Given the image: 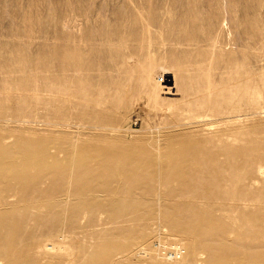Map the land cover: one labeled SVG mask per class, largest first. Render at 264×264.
Here are the masks:
<instances>
[{
	"label": "rangeland",
	"instance_id": "1",
	"mask_svg": "<svg viewBox=\"0 0 264 264\" xmlns=\"http://www.w3.org/2000/svg\"><path fill=\"white\" fill-rule=\"evenodd\" d=\"M189 140L218 156L173 160ZM41 142L101 160L59 159L42 188L69 185L71 200L0 235V263L12 241L38 264H163L154 244L184 238L183 202L233 173L232 153L257 156L238 173L264 190V0H0V148L18 156ZM175 192L179 203L150 200ZM204 248L197 264H215Z\"/></svg>",
	"mask_w": 264,
	"mask_h": 264
},
{
	"label": "bare ground",
	"instance_id": "2",
	"mask_svg": "<svg viewBox=\"0 0 264 264\" xmlns=\"http://www.w3.org/2000/svg\"><path fill=\"white\" fill-rule=\"evenodd\" d=\"M247 139L248 136H239L241 142H245ZM203 148L202 141H184L180 144L178 151L170 153V157L173 160H183L184 156H189L192 160L194 158V161H198L197 158L203 152L204 155L209 156L208 159H213L219 154L217 150L210 153ZM50 151L51 144L45 142L39 143L34 153L26 151L18 156H13L0 148V235L7 233L13 239L17 235L16 225L18 223L25 222L27 224V221H33L36 218V216L32 218V211H42L41 209L44 208L45 204L50 202L60 205L66 203L67 199L71 200V194L67 193L69 185L67 192L62 195L60 193L57 195L49 194L47 189L42 188V185H47L49 188V185L55 181L54 170L60 167L59 162L61 161L59 159L61 157L64 158L67 169H72L77 164L101 160V151L92 148H86L76 153L67 149L60 151L52 149V152ZM235 157L241 161L233 160V173H230L226 178L217 177L214 181L215 187L211 185L212 190L206 189L208 192L205 190V193L195 194L183 202L182 206L190 208L193 217L190 218L189 224L184 227L186 230L184 238L181 240L174 239L175 242L169 244L174 247L173 250H167V246L166 248L163 246L166 243V238L164 244L159 243L160 246L158 247L154 244L156 249L154 251H157V254H153L154 251H150V253L162 260L163 264H197L202 247H207L206 252L215 264H264V252L246 254L240 252V248L234 250L227 247H216L215 244L217 242L223 244L226 241L241 244L242 247L251 248V250L257 247L264 251V190L261 189L256 193L248 191L249 189L246 188L252 181L248 179V175L240 178L238 173L244 171L246 165L259 159L251 152L250 148L238 149L232 153V158ZM172 159L171 162L173 163ZM256 164H258V174H264L263 168L259 166V161ZM160 168V172L155 177L160 178L161 181L168 168L164 165H161ZM109 178L107 177L105 180ZM183 178L181 173L179 177L173 179L182 181ZM124 179L123 176H117L115 183L121 184ZM242 187L245 190H242ZM215 190L217 191L214 192ZM176 193L164 197L162 195L160 197L158 194V200L155 198H150V200L153 203L157 202L156 204L179 203V199H177L179 195ZM161 212L163 211L161 210ZM35 221H38V218ZM45 242L38 245V249L40 248L47 253L52 250L55 252L53 247L49 249V245ZM25 253L24 248L20 250L14 248L11 241L5 253V264H38L35 260L26 259ZM168 257L174 259L171 260ZM67 263L72 264V261H67Z\"/></svg>",
	"mask_w": 264,
	"mask_h": 264
}]
</instances>
